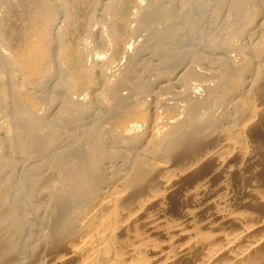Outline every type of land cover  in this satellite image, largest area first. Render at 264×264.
<instances>
[{"label": "bare ground", "instance_id": "bare-ground-1", "mask_svg": "<svg viewBox=\"0 0 264 264\" xmlns=\"http://www.w3.org/2000/svg\"><path fill=\"white\" fill-rule=\"evenodd\" d=\"M0 264H264V0H0Z\"/></svg>", "mask_w": 264, "mask_h": 264}]
</instances>
